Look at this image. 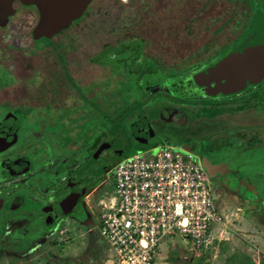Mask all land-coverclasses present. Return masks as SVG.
Returning <instances> with one entry per match:
<instances>
[{
  "label": "flooded vegetation",
  "instance_id": "af4514ba",
  "mask_svg": "<svg viewBox=\"0 0 264 264\" xmlns=\"http://www.w3.org/2000/svg\"><path fill=\"white\" fill-rule=\"evenodd\" d=\"M32 8L37 11L35 5L13 0V12L2 17L0 5V251L31 250L34 242L57 232L62 221L82 220L86 205L97 217V204L93 202L101 194L111 168L131 150L165 144L180 146L195 155L213 185L225 177L244 176L230 172V164L220 158L227 144L234 145L235 155L241 144L257 169L264 168V158L260 161L253 156L264 147V131H259L264 100L257 99L264 77L257 81L244 79L239 88L230 91L226 90L229 87L225 80L202 85L192 80L197 72L244 43L264 46V18H254L261 10L256 9L250 18L221 20L215 32H238L222 43H199L179 60L175 59L178 52L166 59L161 48L156 56H145L153 62L150 68L147 64L141 66L144 77L154 73L174 77L191 69L172 79L166 88L148 79L141 84H119V89L116 83L104 82L102 86L112 95L102 103L100 73L107 67L101 65L100 52L87 57L92 66L83 70L67 65L60 73H47L59 78L61 82L57 84H45L43 79L49 76L43 77L38 70L36 74L42 81L39 84L45 87L32 91V35L21 39L5 34L6 26L20 10ZM138 37L147 44V39ZM121 43L126 41L106 46L109 52L102 54L124 59L130 71L136 68L133 44L118 52L116 48ZM140 48L144 47L135 44L134 52ZM209 51L219 54L206 64L188 61ZM182 62L185 63L179 66ZM78 65L84 66L80 62ZM112 71L111 68L109 73ZM44 106L55 115L39 122L34 118L32 122V108ZM22 110L28 112L23 114Z\"/></svg>",
  "mask_w": 264,
  "mask_h": 264
},
{
  "label": "rangeland",
  "instance_id": "374dc122",
  "mask_svg": "<svg viewBox=\"0 0 264 264\" xmlns=\"http://www.w3.org/2000/svg\"><path fill=\"white\" fill-rule=\"evenodd\" d=\"M77 1H72V8L64 7L63 1L48 0V17L43 27L36 26L40 15L34 8L32 11L20 10L6 26V35H18L21 39L29 33L32 35V91L38 92L45 87L39 84L42 81L36 74L38 70L45 78L49 76L47 73H60L61 68L67 65L70 68L80 66L83 70L84 67L92 66L87 57L94 52H100L101 65L107 67L105 70L102 68L100 73L102 103L105 99L110 100L109 96L112 95L102 86L104 82L116 83L119 89V84H141L144 79H148L159 81L166 88L172 79L183 76L191 69L187 68L174 77L155 73L148 77L137 76L136 73L126 70L124 59L117 60L113 54H102L103 51L109 52L105 49L106 46H114L124 40L132 42V49L135 44L144 47L134 52L138 59H133L134 66L141 69V65H146L147 61L148 64L153 62L146 59L147 55L156 56L160 48L164 50L166 59L178 52L179 56L175 59L179 60L199 43L214 41L219 44L238 33L231 30L215 32L221 20L250 18L256 14V9L261 10L264 15V0ZM121 3L125 4L123 8ZM25 8L27 7H21ZM60 27L63 28L62 31L54 35L50 32L51 29L55 31ZM138 36L147 39L148 45ZM141 50L143 53L140 55ZM217 54L219 53L204 52L188 61L206 64ZM118 56L124 58V54ZM79 62L84 66L78 65ZM167 62L171 63V60ZM184 63H179V66ZM111 68L113 71L109 73ZM43 82L57 84L61 81L50 75ZM259 94L257 99L264 100V87ZM121 111L120 108L118 114ZM22 112L25 114L28 111ZM51 115H55L51 108H32V122L35 119L38 122L41 121L39 119H50ZM259 131H264V115L261 117ZM245 149L241 144L238 145L239 154L235 155L234 145L227 144L219 155L230 164V172L242 173L244 176L241 179L225 177L212 184L219 217L213 225V233L197 245L180 235L167 239L158 250L153 264H264V168L257 169L254 159L247 157ZM258 151L253 156L261 161L264 158V147L259 153ZM233 166L236 167L235 170ZM106 180L103 188L111 187L112 180ZM91 210L86 205L82 220L62 221L57 232L43 236L27 252L0 251V264H112L114 254L96 227L98 213L95 217Z\"/></svg>",
  "mask_w": 264,
  "mask_h": 264
},
{
  "label": "built area",
  "instance_id": "2783aa9c",
  "mask_svg": "<svg viewBox=\"0 0 264 264\" xmlns=\"http://www.w3.org/2000/svg\"><path fill=\"white\" fill-rule=\"evenodd\" d=\"M96 227L114 254L112 264H153L176 235L199 244L218 221L212 183L194 154L176 145L137 149L108 173Z\"/></svg>",
  "mask_w": 264,
  "mask_h": 264
},
{
  "label": "water",
  "instance_id": "95a60500",
  "mask_svg": "<svg viewBox=\"0 0 264 264\" xmlns=\"http://www.w3.org/2000/svg\"><path fill=\"white\" fill-rule=\"evenodd\" d=\"M12 1L13 0H0L2 17H7L13 12ZM20 1L25 4L36 6L40 15V20L37 22L36 26L43 27L48 17V0ZM258 17L259 14L255 16V18ZM61 29L63 28L60 27L55 31L51 29L50 32L54 35ZM246 44L247 43H244L241 47L231 51L208 68L197 72L192 78L193 82L202 85L213 81L219 83L225 80L226 85L229 87V89L226 90L230 91V89L239 88L245 78L254 81L262 79L264 76V46H248Z\"/></svg>",
  "mask_w": 264,
  "mask_h": 264
},
{
  "label": "trees",
  "instance_id": "16d2710c",
  "mask_svg": "<svg viewBox=\"0 0 264 264\" xmlns=\"http://www.w3.org/2000/svg\"><path fill=\"white\" fill-rule=\"evenodd\" d=\"M61 1H63L65 3L64 7H66L68 5L69 7L71 6L73 8V3H72L73 0H57V2H61ZM78 1H77V3H79ZM77 3H76V5H77ZM258 14H259L260 17L264 18V15H263V13L261 11H258ZM60 31H62V29ZM140 44H141V42H140ZM130 45H132V42L126 41V43L119 44L118 47L116 48V50L119 52L120 49H122L121 47H126L127 46L129 48ZM132 52L134 53V49H132ZM132 58L135 60V58H136L135 53H134V55H132ZM141 66H145V65H141ZM147 66L150 68L152 66V64H148V61H147ZM137 69L136 68H132V70H130V73H136L137 76H141L142 75L141 69L140 70H137ZM132 152H134V150H131L130 152L126 153L125 155L121 156L120 158H122V157H124L126 155H129Z\"/></svg>",
  "mask_w": 264,
  "mask_h": 264
}]
</instances>
